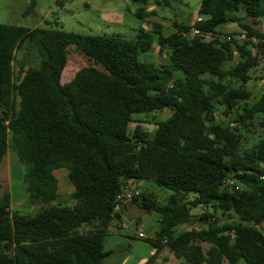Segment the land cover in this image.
Returning a JSON list of instances; mask_svg holds the SVG:
<instances>
[{
	"label": "trees",
	"instance_id": "1",
	"mask_svg": "<svg viewBox=\"0 0 264 264\" xmlns=\"http://www.w3.org/2000/svg\"><path fill=\"white\" fill-rule=\"evenodd\" d=\"M132 1L141 23L155 14L150 0ZM198 14L201 35L177 20L169 33L155 22L135 38L0 23V162L16 153L29 203L38 206L9 213L12 198L0 183V264H105L128 181L170 191L144 264L164 248L181 264H264V93L248 87L264 55V0H201ZM227 23L247 38L224 33ZM29 42L40 54L33 66L17 59ZM156 45L169 56L142 59ZM70 46L94 64L64 82ZM165 109L152 134L139 124L131 131L135 116ZM247 133L257 135L252 146ZM61 168L74 186L70 204L59 199ZM133 201L148 212L160 203L146 190ZM198 206L205 211L195 215ZM193 221L206 225L180 229Z\"/></svg>",
	"mask_w": 264,
	"mask_h": 264
},
{
	"label": "rangeland",
	"instance_id": "2",
	"mask_svg": "<svg viewBox=\"0 0 264 264\" xmlns=\"http://www.w3.org/2000/svg\"><path fill=\"white\" fill-rule=\"evenodd\" d=\"M165 1L150 0L148 12L155 14H151L144 23H141L134 16L137 4L132 0H64L61 3L58 0H0V23L30 28H62L66 31L85 34H114L124 38H135L140 28L153 31L155 22L162 24L165 33L173 30L174 20L188 25L196 23L201 0H167L169 3ZM128 7H130L129 10H127ZM122 13L125 14V17ZM239 14L245 16L243 10ZM246 20L251 22L249 17H246ZM258 22L260 25L257 28L264 32V19ZM222 31L236 33L234 37L241 40L239 37L241 30L235 23H227ZM254 51L257 52L259 49L256 48ZM169 54V49L161 53L159 46L156 45L153 52L143 55L142 59L162 62ZM17 59H23L26 66L38 64L40 54L37 46L32 42L27 43L24 49L18 51ZM91 64H94V61L75 46H70L69 61L63 74V81H68L80 68ZM248 87L252 89L255 96L264 93V55L262 53L259 56V64L251 71ZM169 114L170 110L165 109L149 115H137L135 116L136 121L131 124V131L139 124L143 130L152 134L157 127L155 121L167 117ZM223 118L228 119L226 115H223ZM257 140V135L247 133L245 144L252 146ZM25 173L26 165L10 149L4 160L0 162L1 191L9 192L12 198L9 213L19 211L24 214H34L38 209V206L29 203L27 186L24 181ZM55 173L60 186L59 199L63 203L70 204L74 186L68 176V171L61 168ZM136 184L141 191L146 190L157 196L160 202L159 206L157 210L148 212L132 201L130 203L133 205L124 213L123 219L115 218L113 220L112 225L117 228L113 229V232L108 236L106 250H110L111 253L106 258L105 264H133L135 261L145 258L147 249H153L148 239L154 238L159 229L162 207L166 204L170 191L158 187L153 181H138ZM192 211L195 215H200L205 209L203 206H198L194 207ZM218 217L222 221L228 219L227 215L221 213H218ZM139 224L144 225L142 231L146 235L145 238L135 237ZM205 225V221H193L180 226V228L200 229ZM203 245L205 248L208 246L207 243H203ZM164 251L167 254L159 256V259H156L157 261L155 260L153 264H181L180 260H175L173 257L169 262V255L172 252L169 248Z\"/></svg>",
	"mask_w": 264,
	"mask_h": 264
},
{
	"label": "built area",
	"instance_id": "3",
	"mask_svg": "<svg viewBox=\"0 0 264 264\" xmlns=\"http://www.w3.org/2000/svg\"><path fill=\"white\" fill-rule=\"evenodd\" d=\"M59 1H64V0H59ZM201 20L202 18L198 15L196 22H200ZM190 34L201 35L202 31L198 26L194 25ZM239 37L240 39H246L247 35L246 33L242 32ZM228 39H230V37H228ZM254 40L258 41V39H254ZM229 183L233 184L231 180L229 181ZM141 192H142L141 189L137 186V184L134 181L126 182L123 185L121 191L117 194L114 210L116 212H121L124 206L132 202L135 198L139 197L141 195ZM138 236L141 238L146 237V235L142 230L139 231Z\"/></svg>",
	"mask_w": 264,
	"mask_h": 264
},
{
	"label": "crops",
	"instance_id": "4",
	"mask_svg": "<svg viewBox=\"0 0 264 264\" xmlns=\"http://www.w3.org/2000/svg\"><path fill=\"white\" fill-rule=\"evenodd\" d=\"M135 5V4H134ZM130 9V7H128V9L127 10H129ZM135 11H136V9H135ZM135 11H134V13H135ZM124 13V12H123ZM122 13V14H123ZM111 14H114V13H111ZM124 15V17H125V14H123ZM134 16H135V14H134ZM136 17V16H135ZM137 18V17H136ZM259 25H260V22H259ZM224 28V27H223ZM238 29H240L239 27H238ZM56 174V173H55ZM57 176V175H56ZM131 205H133L132 203H130V204H127V207L125 208V209H123V211H121L120 213H121V220L123 219V215H124V213H126L127 212V210H128V208L131 206ZM113 222V221H112ZM143 224H139V226L137 227V232L135 233V237H139L138 236V233H139V231L140 230H143ZM115 228H117V227H113V225H112V223H111V226L109 227V232H110V234L113 232V229H115ZM184 227H181L180 229H183ZM139 238H141V237H139ZM166 248H164V250H165ZM162 251L159 255H158V257L159 256H162V255H166L167 254V252L166 251ZM155 253V248L153 247V249H147V254H146V256H145V258H141V260H139V261H135V263H133V264H144V263H146L147 262V260L153 255ZM170 257H169V262L172 260V257L173 258H175V260H180V262L182 263V260L181 259H178L174 254H173V252L169 255ZM156 258L157 260L159 259V258ZM156 260V261H157Z\"/></svg>",
	"mask_w": 264,
	"mask_h": 264
}]
</instances>
